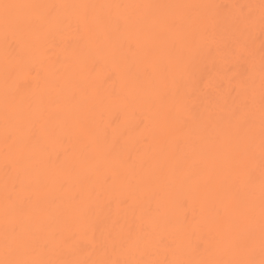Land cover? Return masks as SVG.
Returning a JSON list of instances; mask_svg holds the SVG:
<instances>
[{"label":"bare ground","instance_id":"obj_1","mask_svg":"<svg viewBox=\"0 0 264 264\" xmlns=\"http://www.w3.org/2000/svg\"><path fill=\"white\" fill-rule=\"evenodd\" d=\"M8 262L264 264V0H0Z\"/></svg>","mask_w":264,"mask_h":264},{"label":"snow or ice","instance_id":"obj_2","mask_svg":"<svg viewBox=\"0 0 264 264\" xmlns=\"http://www.w3.org/2000/svg\"><path fill=\"white\" fill-rule=\"evenodd\" d=\"M8 7V6H5ZM8 264H23V262H8Z\"/></svg>","mask_w":264,"mask_h":264}]
</instances>
